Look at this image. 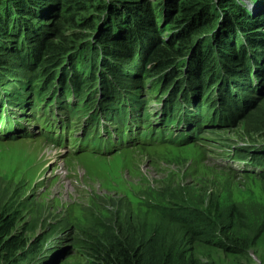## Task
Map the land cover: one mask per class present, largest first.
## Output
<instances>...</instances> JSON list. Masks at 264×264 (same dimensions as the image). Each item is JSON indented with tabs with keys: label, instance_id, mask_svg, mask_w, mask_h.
<instances>
[{
	"label": "rangeland",
	"instance_id": "1",
	"mask_svg": "<svg viewBox=\"0 0 264 264\" xmlns=\"http://www.w3.org/2000/svg\"><path fill=\"white\" fill-rule=\"evenodd\" d=\"M2 1L3 8L0 13L4 17L7 13L9 15L8 32L11 34L13 30L17 34L21 33L18 45L25 61H29L31 56L30 50L25 48L26 43L37 55H34V59L40 55V42L35 47L30 37L42 34L46 28L44 38L53 40L59 30H62L72 49L69 53H74L73 60L65 59L61 62L62 65L69 62L72 72L77 70L85 76L90 65L95 69L100 67L101 61L114 62L111 59H116L118 69L129 78L130 85L134 84L130 79L136 76L134 66L139 67L140 58L143 57L138 52L140 48L137 47L136 53L134 52L137 63L130 65L127 62L129 66H126L114 56L103 55L99 51L101 47L95 36L108 32L107 34L111 33L116 37L122 33L123 25L133 28V20L130 18L135 11L132 8L133 3L149 5L155 13L154 22L162 21L163 27L156 40L154 35L148 34L154 40L153 43L167 46L160 43L165 42L167 34L180 32L186 37L173 38L169 45H185V52L191 43L194 45L195 38L199 39L198 43L219 35L224 38L229 22L224 16L226 19L228 15L231 16L229 9L224 12L226 6L224 9L218 0V4L216 1L212 4L213 0H210L212 11L210 10L209 16L213 21L212 26L205 28L199 36H192L194 30L187 31V23L182 25L180 21L184 16V8L199 4L200 0H171L169 4L168 0H106L107 12L104 9L92 11L90 6L96 7L99 2L94 0L91 4L86 2V11L78 15L76 9L63 0H48L44 4L40 0ZM237 2L253 13V20L260 19L250 31L264 35V15H261L264 5L260 7L254 0ZM123 3H131V8H122ZM173 5L176 7L173 8ZM102 11L104 14L101 16ZM117 12L121 20H114L109 16H114ZM93 17L96 20L93 28L82 25L84 19ZM189 23L191 24L190 21ZM241 23L243 24L242 21L240 25ZM200 26L201 24H197V27ZM157 27L159 28L158 25ZM8 32H4L5 35ZM244 33L242 35L246 37ZM142 34L139 32L134 41L140 42L139 38H142L145 45L146 35ZM187 36H191L189 41H186L189 38ZM257 37L259 41L261 36ZM2 38L0 33V44L5 41ZM180 39L182 43H179ZM223 42L217 40L208 46L213 50L215 67L221 75V63L224 59L217 60L220 54L216 47H220ZM80 44L86 47L75 51ZM236 44L233 46L239 48L241 40L237 39ZM199 47V50L205 52L206 48L201 45ZM0 49L2 51L3 47ZM249 49L253 54L250 58L264 52L262 45L255 48L250 46ZM90 50L99 53L96 66H93L91 59H87ZM258 50L261 52L255 54ZM2 53V59L8 60L11 70L10 76H6L1 83L0 96L1 93L7 96L14 91L18 82L27 81L39 64L38 59H35V64L31 63L30 73H21L18 68L15 69L17 62L11 61L13 57L10 49L6 47ZM184 58L181 54L175 61V66L181 72L184 71ZM112 62L109 63L112 65ZM262 62L264 63L263 60ZM147 63L145 49L140 74L134 79L142 81L144 76L145 86L137 84L134 91L141 92L140 101L146 102L149 117L153 125H156L158 116L172 102L160 104L164 98V94L159 92L162 81L155 76L156 71L149 68ZM64 68L68 70V65ZM169 71L168 69L167 72ZM15 72L21 74L12 77ZM94 73L103 75L99 70H94ZM40 77L39 75L37 81L45 79ZM90 77L93 79H90L91 83L86 87L88 91L91 90L90 86L95 88L99 85L95 76ZM262 84L253 87L263 89L262 95L241 115L222 125L205 127L208 131L203 134L201 129L192 142L173 145L145 140L143 144L136 143L131 146L135 143L133 134L126 142L114 146L124 148L109 154H98L100 152L95 153L85 148L80 152L78 142L74 140L78 134L70 139L66 138L65 143H50L41 133L59 136L60 131L56 129L46 132L45 126H41L43 119L38 117L43 104H38L37 116L33 118L29 110H24L26 117L12 131L8 132L5 125L0 127V228L3 220L9 219L13 224L11 235L22 238L25 245L6 255L1 252L0 264H92V258L84 245L85 240L107 238L110 234H116L118 228L134 230L138 225L146 228L160 225L176 231L181 246H184L183 250H192L193 257L203 264H264V173L238 170L239 167L254 168V156L247 152L258 151L264 154V82ZM21 85L20 82L18 86ZM183 85L187 87L188 83L183 81ZM122 87L124 89L126 85ZM212 89L203 99L213 100L215 93H212ZM231 93L236 95L233 90ZM97 105L98 99L93 107ZM178 108H183V105H178ZM212 113L213 110L206 116L209 117ZM223 113L221 109L217 110L213 118L217 115L223 116ZM192 123L189 121L188 125ZM78 124L79 122H72L67 135L74 134ZM62 132L66 133L64 130ZM11 136H15V139H10ZM230 147H234V154H237L235 159L227 152ZM236 166L239 167L236 169ZM257 169L261 170V167L257 166ZM207 217L215 225L213 234L208 239L195 241L192 235L186 234L184 220ZM129 236L133 235L130 233ZM234 236L243 241L240 246L235 244L237 241L233 239Z\"/></svg>",
	"mask_w": 264,
	"mask_h": 264
},
{
	"label": "trees",
	"instance_id": "2",
	"mask_svg": "<svg viewBox=\"0 0 264 264\" xmlns=\"http://www.w3.org/2000/svg\"><path fill=\"white\" fill-rule=\"evenodd\" d=\"M47 1L40 0L43 4ZM63 1L71 4L78 15L86 11L88 5L85 4L86 2L91 4L90 2L94 0ZM97 1L99 2L96 7L95 5L90 6L92 11L94 9L107 10L106 0ZM170 1L168 0V4ZM205 1L200 0L199 4L184 8V16L181 17L180 23H183L182 25L187 23V31L194 30L191 33L192 36L200 35L205 28L212 26L213 21L210 20L209 16L212 6L209 5L210 0ZM215 1L213 0L212 4ZM254 1L260 7L264 5V0ZM207 2L208 4H206ZM218 2L223 4V8L226 6V9L224 8L225 11L223 10L224 12L229 9L231 13V16L228 15V19L224 16L225 20L229 21L226 25L224 38L219 35L212 37L211 40L206 42L201 40L199 43V39L195 38L193 41L194 45L191 43L186 52L184 51L185 45H169L173 38L186 37L185 34L181 35L180 32L174 35L167 34L164 39L165 42H160L167 44V46L153 43L154 40L149 38L148 34L154 35L156 40L163 27L161 20L154 22L153 15L155 13L149 5L133 3L134 7L132 8L135 11L130 15L133 20V28L123 25V34L120 33L116 37L114 36L115 40L111 33L107 34L108 32L96 34V40L101 47L99 51L105 56H114L120 59L126 66H129L127 62L130 65L137 63V57H134L137 47L140 48L138 52L143 57L146 49V54L148 55L147 66L155 70V76L162 81V89L159 92L164 94V98H162L160 104L172 102L170 107L158 116L156 125H153L151 117H149L146 102L140 101L141 92L135 93L134 91V87L137 84L141 87L145 86L144 76L142 81L134 80L140 74L143 57L142 59L140 58L141 64L138 63L139 67L137 65L134 66L136 68V76L130 79L134 82L133 85L129 84V78L118 69V61L116 59H111L114 62L108 60L112 62V65L109 62L101 61L100 67L95 69L90 65L84 76L77 70L72 72L73 68L70 67L71 65L69 66V62H66V65L65 63L61 64L65 59L66 61L73 60L72 56L74 55V53H69L72 49H70L71 46L68 45L63 31L59 30L56 39L47 40L46 37L44 38L47 31L46 28L42 34L38 36H32L31 34L32 37H30L31 42L35 43H33L35 47L40 42V55L37 57L39 65L33 71L35 75L33 74L25 82L20 81L22 83L20 87L18 86L20 82H18L14 86V91L12 93L9 92L7 96L1 93L0 124L5 122L4 125L7 127V131L10 132L13 126L14 128L16 125L19 126L26 117L23 113L24 110H29L32 118L36 117L38 104L42 103L43 109L38 118L43 119L41 126H45L44 130L46 132L66 128L74 121L79 122L80 125L81 121L84 120L85 125H90L92 122L101 119V121L109 122L118 131L127 128L134 129L136 140L140 142L137 144H143L147 140L152 143L181 145L194 141L201 129L203 130L202 134L207 132L208 130L204 129L205 127L219 126L237 118L256 98L262 95L263 89L253 87L263 85L262 83L264 82V63L262 62V60L264 61V52L258 54L261 51H255L258 56L250 58L253 54L249 48L250 46H253V48L264 46V35L257 31H250L253 30L251 27L256 26L260 19L253 20V13L251 14L249 9L242 8L237 0H218ZM50 4L53 3L50 2ZM121 6L122 8L127 6L131 8V3L129 5L123 3ZM175 7L173 5V8ZM2 8L3 1L1 2L0 0V10ZM106 10L105 12H107ZM100 13L101 16L104 14L103 11ZM165 13L166 8H164L163 14ZM261 15H264V11ZM109 16L114 20H117V18L121 20L119 12L115 13L114 16ZM8 17V13L6 17L0 13V33L3 35L2 39H5V44L1 43L0 47H3L2 51L6 47L10 49L13 57L11 61L15 60L18 64L15 69L18 68L21 73H30L32 70L31 63L35 64V54L28 43H26L25 48L30 50L31 56L29 61H25L22 56V50H19L18 45L21 33L17 34L13 30L11 34L8 32ZM83 21L82 25L85 24L89 28H93L96 22L94 17L93 19L86 18ZM241 21L243 24L241 23L240 25ZM196 22L198 25L201 24V26L197 27ZM263 24L264 22H262ZM236 31H238V34ZM4 32L9 34L5 35ZM139 32L140 34L143 33L142 35H146L144 36L146 37L145 45L142 38H139L140 42L134 41ZM243 32H245L246 37L242 35ZM257 36H261L259 41ZM187 37L189 38L186 41H189L191 36ZM100 39L101 42L99 41ZM237 39L242 42V44H238L239 48L233 46L236 44ZM217 40L224 41L220 45L221 49L219 46L216 47V51L220 54V58L217 57V60L224 59L223 63H221L223 75L216 70V61L212 57L213 50L208 48ZM157 41L159 42L160 40L157 39ZM182 42L180 39L179 43ZM199 45L202 48H206L205 52L199 50L201 49ZM85 47L86 45L80 44L79 49L75 51L83 50ZM2 51L0 49V56L3 55ZM181 54L185 57V60L183 59L184 63H182L183 72L179 71L177 66H175V61ZM98 56V51H91L87 59H91L93 66H96L99 60ZM67 65L68 70L64 68ZM9 67L8 60H3L1 56L0 91L2 90L1 83L4 82L6 76L11 74ZM168 69L170 70L169 72H167ZM94 70L102 71L103 75H95ZM16 73L18 72L13 73L15 75L12 77L21 74ZM38 74L41 77H45V79L37 81ZM90 76H95V79L99 80V85L95 88L90 86L91 90L88 91L86 87L91 83L90 79H93ZM158 79L156 78V80ZM183 81H186L189 87H185ZM122 85H126V88L123 89ZM211 89L212 93H215L213 100L203 99ZM232 90L236 95L231 93ZM96 99H98V105L93 107ZM101 101L103 102L101 103ZM178 105H183V108L179 109ZM220 109L224 112V115H217L216 118H213L215 111H220ZM212 110V115L206 116ZM189 121L193 123L188 125ZM106 132L110 140L113 135L112 130L107 128ZM41 134L45 139H49L50 143L57 142L59 138V136H53L50 133H48V136L43 132ZM10 139H15V136H11ZM233 148H228L227 152L231 153L233 159H235L237 154H234ZM247 154L254 156V165H252L254 168H246L244 171H251L257 174L264 173V154L258 151L252 153L249 151ZM257 166H260L261 170H258ZM184 225L186 234L192 235L195 241L208 239L213 234V227L215 226L214 221L210 220L209 217L184 220ZM11 229H13L12 222L10 223L9 219L3 220L0 228V253L4 252L5 255L9 254V252L18 251L25 245L22 238L11 235ZM130 233L133 236L130 237ZM236 238L237 236L233 237L237 241L235 244L238 243L237 245L240 246L243 241ZM84 245L92 258V264H203L193 257L191 254L192 250H183L184 246H181L176 231L160 225L149 228L138 225V228L134 230L118 228L116 229V234H110L107 238L100 237L95 241L92 238L87 239Z\"/></svg>",
	"mask_w": 264,
	"mask_h": 264
},
{
	"label": "bare ground",
	"instance_id": "3",
	"mask_svg": "<svg viewBox=\"0 0 264 264\" xmlns=\"http://www.w3.org/2000/svg\"><path fill=\"white\" fill-rule=\"evenodd\" d=\"M238 167H239V166H236V169H237ZM245 169H246L245 167H242V168H241V167H239V169H238V170H243V171H244ZM247 169H251V168H247Z\"/></svg>",
	"mask_w": 264,
	"mask_h": 264
}]
</instances>
